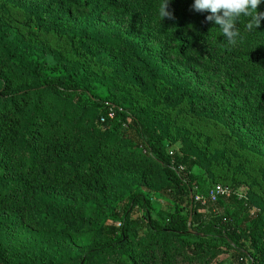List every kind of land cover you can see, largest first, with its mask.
Instances as JSON below:
<instances>
[{"label": "trees", "instance_id": "16d2710c", "mask_svg": "<svg viewBox=\"0 0 264 264\" xmlns=\"http://www.w3.org/2000/svg\"><path fill=\"white\" fill-rule=\"evenodd\" d=\"M61 1L71 17L90 11L91 0ZM161 2L100 0L105 10L113 12L137 3L161 31L172 34L167 58L204 69H216L219 60L224 61L221 85L228 92L249 86L250 77L264 71V21L249 30V18L241 16L238 38L252 44L233 46L218 25L206 21L210 13L192 10L194 0H170L168 10L174 19L163 20L158 14ZM7 10L2 0L0 212L55 214L48 202L49 190L101 194L114 174H138L158 184L156 191L167 202L161 224L151 217L149 202L135 192L113 213L110 224L93 232L92 246L70 264H177V256L180 264H208L225 251L230 252L232 264H264V216L243 228L242 220L203 212L205 206L191 192L192 158L169 154L160 143L156 129L164 119L155 105L165 93L163 86L148 84L130 93L123 85L102 84L104 90L98 94L97 79L72 61L62 74H46L43 62L26 59L14 38L7 39L11 35L5 22L10 21ZM258 11L264 12V0ZM110 47L123 55L130 49L137 57L133 46L119 38L112 39ZM257 89L264 95V82ZM259 196L257 205L264 214V193ZM137 209L142 216L132 218ZM9 252L0 249V264H49Z\"/></svg>", "mask_w": 264, "mask_h": 264}, {"label": "rangeland", "instance_id": "374dc122", "mask_svg": "<svg viewBox=\"0 0 264 264\" xmlns=\"http://www.w3.org/2000/svg\"><path fill=\"white\" fill-rule=\"evenodd\" d=\"M5 1L11 33L7 39L14 38L26 59L43 62L46 74H62L72 61L97 79L98 94L104 90L102 84L123 85L130 93L148 84L164 87L155 105L164 119L156 129L158 138L169 154L192 158L191 192L205 206L203 212L237 218L243 228L264 216L256 201L264 193V95L257 89L264 82V71L251 76L249 86L224 90V61L219 60L216 69H204L167 58L172 34L161 31L137 3L113 12L105 10L100 0H91L86 15L71 17L61 0ZM116 38L133 46L137 57L130 49L125 55L111 49ZM247 42L252 44L237 38L234 46ZM109 179L101 194L49 190L55 214L0 212V249L24 260L70 264L92 246L93 232L110 224L113 213L135 192L149 202L151 217L161 224L168 205L156 191L158 184L132 173ZM215 186L224 193L210 201L207 190ZM135 216H142V211L137 209ZM68 221L74 224L68 226ZM175 260L181 263L180 257ZM208 264H232L230 252L216 254Z\"/></svg>", "mask_w": 264, "mask_h": 264}, {"label": "clouds", "instance_id": "9594fccd", "mask_svg": "<svg viewBox=\"0 0 264 264\" xmlns=\"http://www.w3.org/2000/svg\"><path fill=\"white\" fill-rule=\"evenodd\" d=\"M170 0H162L159 5V17L174 19L168 10ZM262 0H194L191 8L197 13H210L205 17L207 22H214L229 45H236L240 36L238 25L241 16L248 17L247 29L259 28L264 21V12L258 11ZM191 27V25H189Z\"/></svg>", "mask_w": 264, "mask_h": 264}, {"label": "built area", "instance_id": "2783aa9c", "mask_svg": "<svg viewBox=\"0 0 264 264\" xmlns=\"http://www.w3.org/2000/svg\"><path fill=\"white\" fill-rule=\"evenodd\" d=\"M223 193L224 192L219 186H215L207 190V197L210 201H213L218 195Z\"/></svg>", "mask_w": 264, "mask_h": 264}, {"label": "water", "instance_id": "95a60500", "mask_svg": "<svg viewBox=\"0 0 264 264\" xmlns=\"http://www.w3.org/2000/svg\"><path fill=\"white\" fill-rule=\"evenodd\" d=\"M190 197V199H191V196H189ZM189 222H190V216H189V218H188V224H189Z\"/></svg>", "mask_w": 264, "mask_h": 264}]
</instances>
